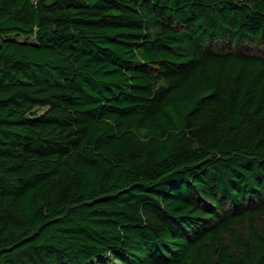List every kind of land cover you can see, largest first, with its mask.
<instances>
[{"label": "trees", "instance_id": "trees-1", "mask_svg": "<svg viewBox=\"0 0 264 264\" xmlns=\"http://www.w3.org/2000/svg\"><path fill=\"white\" fill-rule=\"evenodd\" d=\"M0 264H264V0H0Z\"/></svg>", "mask_w": 264, "mask_h": 264}, {"label": "rangeland", "instance_id": "rangeland-1", "mask_svg": "<svg viewBox=\"0 0 264 264\" xmlns=\"http://www.w3.org/2000/svg\"><path fill=\"white\" fill-rule=\"evenodd\" d=\"M39 111L43 110V108L38 109Z\"/></svg>", "mask_w": 264, "mask_h": 264}]
</instances>
